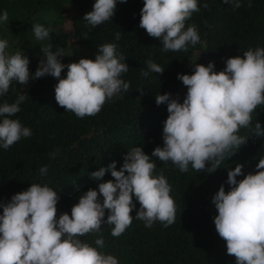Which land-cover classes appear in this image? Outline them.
<instances>
[{"label":"trees","instance_id":"obj_1","mask_svg":"<svg viewBox=\"0 0 264 264\" xmlns=\"http://www.w3.org/2000/svg\"><path fill=\"white\" fill-rule=\"evenodd\" d=\"M236 2L197 0L200 11L192 14L185 27L195 25L202 43L189 46L187 51L165 52L158 39L139 27L143 0L118 2L114 17L91 30L82 18L92 11L95 0H0V15L8 13V22L0 24V40L8 41L10 55L22 51L30 61L31 74L44 59L40 50L46 45L50 44L54 52H78L74 60L61 59L68 65L82 58L94 61L99 46L113 43L129 67L121 78L130 82L122 98L106 102L95 116L78 118L65 112L55 100L56 78L45 76L28 85L13 81L9 92L0 96V105L14 103L18 95H28L20 105L21 111L10 118L30 128L32 135L7 150L0 147V204H7L13 195L26 191L33 183L47 184L59 195L57 219L64 213L71 215L81 195L114 179L110 172L99 181L90 173L112 162L119 170L134 147H142L149 156L157 146L163 147L167 104L157 106L156 95L170 93L172 99L183 103L187 88L177 79L178 74L192 75L196 64L207 66L209 62L215 65L214 71L220 72L227 59L242 57L249 49H264V0H239V8ZM205 3L208 8H204ZM65 22L69 25L63 30ZM36 24L52 29L47 40H36ZM116 33L121 35L119 41ZM149 59L165 69L163 74H141L147 71ZM67 71L65 67L61 79L66 78ZM137 89H143L144 95ZM251 115L249 128H241L238 133L248 138L247 142L239 150L233 149L237 152L213 173L197 172L191 164L182 173L170 161L164 163L152 157L157 165L153 175L163 174L171 186L170 196L176 206L172 225L164 227L156 221L151 228L145 227L143 221L135 219L140 205L133 196V221L121 236L113 237L114 226L102 224L100 233L86 234L81 241L96 247L95 240L102 236L104 247L98 251L115 256L119 264H236L235 257L227 254L226 241L215 229L218 212L212 197L221 185L225 192L230 190L226 183L229 170L243 165V175L236 177L239 182L247 174H255L256 165L264 157V137H255L251 132L257 121L264 127V105ZM56 150L58 155L50 158ZM43 166L48 171L42 176L39 170ZM210 166L206 164V168ZM99 199L102 203V196ZM107 215L106 210L105 220Z\"/></svg>","mask_w":264,"mask_h":264},{"label":"clouds","instance_id":"obj_2","mask_svg":"<svg viewBox=\"0 0 264 264\" xmlns=\"http://www.w3.org/2000/svg\"><path fill=\"white\" fill-rule=\"evenodd\" d=\"M127 0H95L92 11L82 18L91 28L112 19L117 3ZM139 27L148 36L158 39L163 51H187L189 46L202 43L195 25L185 27L192 14L199 12L197 0H143ZM225 3L228 0H224ZM204 8L209 5L205 3ZM235 7H241L239 0ZM251 7V4H249ZM8 22V13L0 15V24ZM51 28L33 25L37 41L49 38ZM121 39L116 33V40ZM7 40H0V96L9 92L13 81L28 85L34 79L51 76L58 80L55 100L65 112L78 118L95 116L106 102L122 98L130 82L121 78L129 71L126 57L117 52V45L99 46L95 60L80 59L78 63L61 62L63 49L52 51L51 45L41 48V59L34 74L29 71V59L22 51L10 55ZM223 71H214L215 65L196 64L192 75L177 79L187 88L183 103L172 99L170 93L156 95L157 106L167 104L168 117L163 126V147L157 146L151 156L142 147H134L123 158L116 170V162L90 173L95 180H103L107 172L113 180L99 183L98 189H89L79 197L71 209L57 219L59 195L47 184L33 183L26 191L11 197L7 204H0V264H119L113 255L98 251L104 240H95L96 247L82 242L80 237L100 233L102 224L113 225L111 235L121 236L132 224L131 213L140 208L135 219L151 228L156 221L168 227L175 222L176 206L170 196L171 186L163 174L154 176L157 167L152 157L175 165L187 172L189 165L199 171L215 172L221 163L233 156L247 142L238 135L241 128H249L252 113L264 105V49H249L225 61ZM149 73L163 74L164 68L151 59L146 61ZM67 67V76L61 72ZM144 95L143 89H137ZM29 98L18 95L14 103L0 105V147L7 150L21 138L31 137L30 128L18 119H11L21 111L20 105ZM255 137H264V127L256 122L251 129ZM59 150L50 154L54 159ZM206 164L211 166L206 168ZM243 165L237 164L228 171L225 192L221 185L212 197L218 212L214 218L218 235L226 241L227 254L234 256L236 264H264V157L256 165L255 174L249 173L241 181ZM40 174L48 167L40 168ZM103 198L101 203L99 197ZM107 210V219L105 212Z\"/></svg>","mask_w":264,"mask_h":264},{"label":"rangeland","instance_id":"obj_3","mask_svg":"<svg viewBox=\"0 0 264 264\" xmlns=\"http://www.w3.org/2000/svg\"><path fill=\"white\" fill-rule=\"evenodd\" d=\"M68 23L69 22H65L64 23V25L62 27L63 30H66L68 28V25H69ZM6 51L9 53L10 50L7 49ZM64 55L65 56H63L60 59H64L66 61H71V60H74V59L78 58V52L77 53H72L71 51H69V52L64 53Z\"/></svg>","mask_w":264,"mask_h":264}]
</instances>
